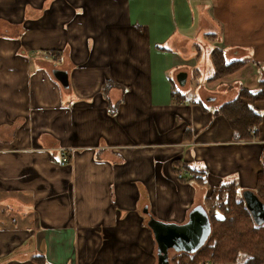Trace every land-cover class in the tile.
Listing matches in <instances>:
<instances>
[{"label":"crops","instance_id":"1","mask_svg":"<svg viewBox=\"0 0 264 264\" xmlns=\"http://www.w3.org/2000/svg\"><path fill=\"white\" fill-rule=\"evenodd\" d=\"M261 88L264 0H0V264H158L150 216L256 193L264 98L218 108Z\"/></svg>","mask_w":264,"mask_h":264},{"label":"trees","instance_id":"2","mask_svg":"<svg viewBox=\"0 0 264 264\" xmlns=\"http://www.w3.org/2000/svg\"><path fill=\"white\" fill-rule=\"evenodd\" d=\"M213 61L220 77L240 66V62H226L222 52L216 51ZM264 98V89L253 92L242 89L239 97L218 108L229 120L237 139H249L250 129L261 122V115L253 107L254 101ZM264 173L259 176L255 189L264 204ZM208 197V213L212 222V235L196 254L181 253L173 257L176 264H264V215L254 212L246 205L237 187L220 184ZM217 210L221 211L218 215Z\"/></svg>","mask_w":264,"mask_h":264},{"label":"water","instance_id":"3","mask_svg":"<svg viewBox=\"0 0 264 264\" xmlns=\"http://www.w3.org/2000/svg\"><path fill=\"white\" fill-rule=\"evenodd\" d=\"M56 79L64 86L69 85L68 72L56 70ZM180 82L184 83L186 75L184 72L178 74ZM243 196L247 206L254 212L264 215V204L253 191H245ZM148 226L152 229L157 246L158 264H172L170 251L196 253L205 243L208 242L212 234V222L208 211L202 206L194 207L185 223L164 222L150 216Z\"/></svg>","mask_w":264,"mask_h":264},{"label":"built area","instance_id":"4","mask_svg":"<svg viewBox=\"0 0 264 264\" xmlns=\"http://www.w3.org/2000/svg\"><path fill=\"white\" fill-rule=\"evenodd\" d=\"M255 131H254V129H253V133H254ZM188 173V171L187 170H185L184 168H182L180 171H179V173H178V176L180 177V178H182L185 174H187ZM189 175V174H188Z\"/></svg>","mask_w":264,"mask_h":264},{"label":"rangeland","instance_id":"5","mask_svg":"<svg viewBox=\"0 0 264 264\" xmlns=\"http://www.w3.org/2000/svg\"><path fill=\"white\" fill-rule=\"evenodd\" d=\"M211 235H212V234H211ZM210 237H211V236H210ZM171 254L173 255V254H175V252H174V251H172V252L170 253V255H171Z\"/></svg>","mask_w":264,"mask_h":264}]
</instances>
